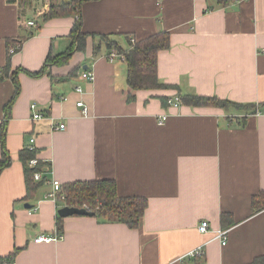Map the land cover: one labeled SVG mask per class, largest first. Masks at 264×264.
I'll use <instances>...</instances> for the list:
<instances>
[{
	"label": "crops",
	"instance_id": "0c3cea01",
	"mask_svg": "<svg viewBox=\"0 0 264 264\" xmlns=\"http://www.w3.org/2000/svg\"><path fill=\"white\" fill-rule=\"evenodd\" d=\"M55 1L0 0V68L8 40L21 41L9 73L35 72L49 52L69 48L73 17L40 22ZM80 16L82 51L50 75L16 72L4 138L11 162L0 173V257L15 251L14 264H264L254 263L264 256V209L251 214L252 196L264 191V0H88ZM159 31L170 36L157 54L160 81L256 111L173 106L160 96L177 97L176 89L131 90L125 61L109 60L98 34H113L126 48L125 35L140 40ZM84 70L91 82L80 77ZM13 94L12 79L0 80V125ZM31 103L44 118H31ZM49 116L65 128L52 129ZM31 138L47 180L113 179L118 195L145 198L139 225L70 215L62 217L61 238L35 242L56 231L64 205L44 198V182L24 199L18 153ZM202 220L205 233L197 229ZM218 229L227 230L224 245L214 238ZM199 246L202 254L187 255Z\"/></svg>",
	"mask_w": 264,
	"mask_h": 264
},
{
	"label": "trees",
	"instance_id": "16d2710c",
	"mask_svg": "<svg viewBox=\"0 0 264 264\" xmlns=\"http://www.w3.org/2000/svg\"><path fill=\"white\" fill-rule=\"evenodd\" d=\"M88 0H59L50 2L48 8L40 15V22H44L51 18L71 16L74 18L73 26L70 30V45L69 48L62 53L53 54L49 52L40 67L35 72H30L22 68H17L9 73L10 70V55L17 51L20 47L19 40H8L6 42L7 55L6 63L0 68V80L11 78L14 84V94L4 108V120L0 125V142L2 145L0 155V173L6 168L11 158L4 147V138L6 132V121L9 117V109L13 99L19 92V85L16 81V72L23 71L30 76L40 77L47 73L50 75V68L53 66H62L68 62L72 52L82 51L85 47L87 34L81 31V16L80 8L83 2ZM224 1V0H218ZM39 28L36 25L35 30ZM32 35L29 33L28 36ZM113 34H98L100 41L109 50L115 49L121 59L127 65L126 83L131 90H154V89H176L179 100L191 106H214L220 108H234L245 110L246 112H255L254 104H240L225 99L217 98L216 96H202L197 94H181L178 86L175 84H167L157 76V54L161 50L168 49L170 46V36L168 32L159 31L151 34L140 40H135L133 37L125 35L128 43L124 48L119 45L114 39ZM118 36V35H117ZM133 38V42H130ZM13 47V51L8 49ZM108 52V53H109ZM68 75H73V71ZM128 100L134 98L128 94ZM163 102H168L166 96H160ZM168 104V103H167ZM35 158V149L24 148L18 153V159L21 161L24 169V181L26 186V194L24 199L33 196L35 191L42 184L41 181H36L33 177L35 172L41 174L43 164L37 160L36 165L28 166L27 162ZM42 178H44L42 176ZM61 190L65 195L63 205L75 206L78 208L87 209L95 218L104 222H119L124 223L129 228H136L139 225L140 219L143 216L146 207V199L138 196H120L116 191V183L113 179H94L84 181H74L61 184ZM59 195V194H58ZM59 203V202H58ZM60 208V207H59ZM264 209V191L251 198V214H255ZM62 217L57 214L56 231L62 233ZM15 251L9 257H0L2 260H11ZM264 256L254 260V263H263Z\"/></svg>",
	"mask_w": 264,
	"mask_h": 264
},
{
	"label": "built area",
	"instance_id": "2783aa9c",
	"mask_svg": "<svg viewBox=\"0 0 264 264\" xmlns=\"http://www.w3.org/2000/svg\"><path fill=\"white\" fill-rule=\"evenodd\" d=\"M28 24L34 25V21L30 20V21H28ZM130 42H133V38H130ZM13 50H14L13 47L9 49L10 52H12ZM107 57L109 60H113L114 58H120L119 55L117 54V52L115 51V49H111L110 52L108 53ZM80 77L86 81H89V82H91L94 78L93 73L90 70L81 71ZM75 90L79 92L80 88L76 87ZM168 103L173 105V106H177L178 104H180V100L178 97H173V98L168 100ZM75 104L77 107L81 108V113L83 115L87 114V108L82 101L78 100V101H76ZM36 107H37L36 103L30 104L31 118L33 120H38V119L44 118L45 115H43L41 112H39ZM49 119H51L52 129L63 130L65 128L64 123H62V122L56 123L55 121H53L51 116H49ZM164 120H165V116H162L160 119H158V124L162 125ZM32 142H33V138L30 139V143H31V145H29L30 150L34 149V147L32 146ZM36 162H37V159L33 158V159L28 160L27 164H28V166H34V165H36ZM33 177L36 181L42 180L45 184H47L50 187V189L44 194V198L50 199L56 203L64 201L65 195L61 190V183L58 180H55V179L47 180L46 178H42V175L38 172H35ZM197 229L201 233L207 232L209 230L208 222L206 220L200 221L198 226H197ZM61 237H62V235L58 234L57 231H55L51 235H43V234L38 235L34 238V241L35 242H51V241H54V240L59 239ZM214 238H219L221 240L222 245L226 244L227 230L218 229V230L214 231ZM198 254H202V247L201 246H199L193 250H190L187 253V255L190 257L196 256ZM0 264H14V261L2 260V261H0Z\"/></svg>",
	"mask_w": 264,
	"mask_h": 264
},
{
	"label": "water",
	"instance_id": "95a60500",
	"mask_svg": "<svg viewBox=\"0 0 264 264\" xmlns=\"http://www.w3.org/2000/svg\"><path fill=\"white\" fill-rule=\"evenodd\" d=\"M25 206L28 207V208L32 207V205H30L28 203H26ZM57 214L60 217H66V216H70V215H89V216L92 215L85 208H78V207H75V206H68V205H64V206L58 208Z\"/></svg>",
	"mask_w": 264,
	"mask_h": 264
}]
</instances>
